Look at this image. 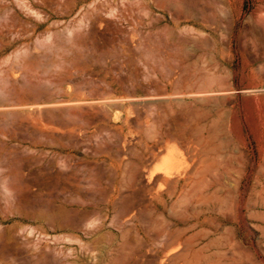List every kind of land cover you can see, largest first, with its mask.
Wrapping results in <instances>:
<instances>
[{"label": "rangeland", "instance_id": "rangeland-1", "mask_svg": "<svg viewBox=\"0 0 264 264\" xmlns=\"http://www.w3.org/2000/svg\"><path fill=\"white\" fill-rule=\"evenodd\" d=\"M263 191L264 0H0V264H264Z\"/></svg>", "mask_w": 264, "mask_h": 264}, {"label": "bare ground", "instance_id": "bare-ground-1", "mask_svg": "<svg viewBox=\"0 0 264 264\" xmlns=\"http://www.w3.org/2000/svg\"><path fill=\"white\" fill-rule=\"evenodd\" d=\"M109 5V4H108ZM109 7V6H108ZM95 12V11H94ZM207 167H209V166H207ZM19 177V176H18ZM17 177V178H18ZM13 181H11V184L9 185L10 186V188H12L15 192H16V200H15V202H13V203H16V206L14 207V209L13 210H15V212H16V216H17V218L19 219V217H18V215H19V200H20V191H21V189H20V182H19V185H16L15 183H17L18 184V182H13ZM192 182H194V181H192ZM192 186V185H191ZM182 187V186H181ZM193 187V186H192ZM220 187V186H219ZM195 188V187H194ZM212 191V192H211ZM8 192V191H7ZM208 194H206V196L208 195L209 197H213V198H215L216 197V195L218 194L217 193V190L216 189H211V188H209L208 189ZM260 192V191H259ZM259 192L257 193V194H259ZM264 192V191H263ZM9 193V192H8ZM224 193V192H223ZM7 194V193H6ZM10 195H11V193H10ZM204 195V194H203ZM225 194H223V196H224ZM187 196V195H186ZM184 198V197H183ZM200 198H202V197H200ZM208 198V197H207ZM220 198V197H219ZM10 199H13V201H14V198H13V196H12V198H10ZM180 199V198H179ZM206 200V199H205ZM216 201H217V199H215ZM219 200V199H218ZM220 200H222V198L220 199ZM199 201V200H198ZM203 201H204V199H203ZM202 201V202H203ZM216 201L214 202V203H216ZM200 202V201H199ZM256 203V202H255ZM254 204V203H253ZM177 205V204H176ZM259 205V204H258ZM174 207V206H173ZM217 207V206H216ZM224 207V206H223ZM61 208V207H60ZM241 208V207H240ZM213 209V208H212ZM214 210V209H213ZM61 212V211H60ZM15 214V213H14ZM210 214V213H209ZM213 214V213H212ZM222 214V213H221ZM223 216H225V215H223ZM243 216V215H242ZM253 217L252 218H254V217H256V216H254V215H252ZM5 217H7V216H5ZM209 217V216H208ZM238 217V216H237ZM249 217H251V216H249ZM12 218V217H11ZM14 218V217H13ZM212 218V217H211ZM216 218H217V216H216ZM229 218V217H228ZM257 218H258V216H257ZM45 219V218H44ZM226 220H227V218H226ZM9 221V220H8ZM229 221V220H228ZM1 222V221H0ZM257 227V226H256ZM264 228V227H263ZM260 229V228H259ZM262 231V230H261ZM177 234V233H176ZM175 234V235H176ZM179 235V234H178ZM236 247V246H235ZM204 249V248H203ZM223 253V252H222ZM185 255V254H184ZM215 263V262H214ZM222 264V263H221Z\"/></svg>", "mask_w": 264, "mask_h": 264}, {"label": "crops", "instance_id": "crops-1", "mask_svg": "<svg viewBox=\"0 0 264 264\" xmlns=\"http://www.w3.org/2000/svg\"><path fill=\"white\" fill-rule=\"evenodd\" d=\"M184 195V194H183ZM202 195V192L200 193V196ZM164 198H163V203H164ZM61 207V208H60ZM59 208H60V210L61 211H63L64 210V206L62 205V206H60ZM18 217H19V220H21V218H25L23 215H22V213L20 212V210H19V215H18Z\"/></svg>", "mask_w": 264, "mask_h": 264}]
</instances>
